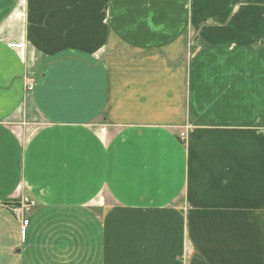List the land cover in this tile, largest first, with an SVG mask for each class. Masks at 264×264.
Listing matches in <instances>:
<instances>
[{
    "label": "crops",
    "instance_id": "obj_1",
    "mask_svg": "<svg viewBox=\"0 0 264 264\" xmlns=\"http://www.w3.org/2000/svg\"><path fill=\"white\" fill-rule=\"evenodd\" d=\"M190 1L0 0V264H264V16Z\"/></svg>",
    "mask_w": 264,
    "mask_h": 264
},
{
    "label": "rangeland",
    "instance_id": "obj_2",
    "mask_svg": "<svg viewBox=\"0 0 264 264\" xmlns=\"http://www.w3.org/2000/svg\"><path fill=\"white\" fill-rule=\"evenodd\" d=\"M244 2L246 3L247 6L243 8L248 9L249 21L255 22L258 21V19H260L262 16H264L262 13H260V11L256 10L257 0H200V1L196 0V2L191 0L190 4L191 6L199 7L202 13L206 14L205 10H208L210 7L215 5L217 6L226 5L229 9H232L235 7L236 4L241 5V3ZM185 18H186V13H185ZM186 20L190 21L189 19ZM29 127H32V125H26L22 130L24 139H26L29 136L30 132H32V130Z\"/></svg>",
    "mask_w": 264,
    "mask_h": 264
},
{
    "label": "built area",
    "instance_id": "obj_3",
    "mask_svg": "<svg viewBox=\"0 0 264 264\" xmlns=\"http://www.w3.org/2000/svg\"><path fill=\"white\" fill-rule=\"evenodd\" d=\"M180 138L185 139L184 132L179 133ZM35 202L29 197H24L17 204L11 207L12 212L16 219L20 223V232L24 233L25 226L28 224V214L30 213L31 208L34 206Z\"/></svg>",
    "mask_w": 264,
    "mask_h": 264
}]
</instances>
